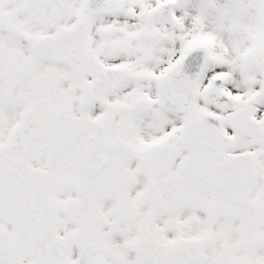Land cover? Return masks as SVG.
<instances>
[{
  "label": "snow or ice",
  "instance_id": "1",
  "mask_svg": "<svg viewBox=\"0 0 264 264\" xmlns=\"http://www.w3.org/2000/svg\"><path fill=\"white\" fill-rule=\"evenodd\" d=\"M0 264H264V0H0Z\"/></svg>",
  "mask_w": 264,
  "mask_h": 264
}]
</instances>
